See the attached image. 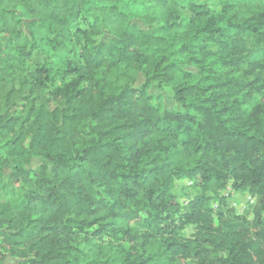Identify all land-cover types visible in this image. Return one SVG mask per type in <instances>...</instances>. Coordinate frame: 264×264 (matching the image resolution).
Masks as SVG:
<instances>
[{
    "label": "trees",
    "instance_id": "16d2710c",
    "mask_svg": "<svg viewBox=\"0 0 264 264\" xmlns=\"http://www.w3.org/2000/svg\"><path fill=\"white\" fill-rule=\"evenodd\" d=\"M0 141V264H264V0H0Z\"/></svg>",
    "mask_w": 264,
    "mask_h": 264
},
{
    "label": "rangeland",
    "instance_id": "374dc122",
    "mask_svg": "<svg viewBox=\"0 0 264 264\" xmlns=\"http://www.w3.org/2000/svg\"><path fill=\"white\" fill-rule=\"evenodd\" d=\"M248 1H257L261 2L262 0H248ZM144 79L141 74L138 75L137 81L135 83V86L138 87L143 83ZM149 93L154 95V102L156 104H161L163 108L167 109H179L180 106L176 104L174 98H173V91L170 86H157L156 84H151L148 88ZM3 142L0 141V180L1 182H5L6 178L10 172V169L5 166V164L1 161L4 159L5 153L4 149L2 147ZM42 162L41 158H34L32 160L31 167L37 168ZM193 182L190 180H179L175 182V186L173 189V194L178 197L180 202H185V200L197 192V190L193 187ZM222 195L224 196L226 202L235 208V210L239 213L246 212L251 218V211L252 206L255 203V199L250 197L247 193H239L234 191L230 185H227L222 190ZM1 197H10L12 196V193H9V191H5L1 189L0 192ZM216 206V204H214ZM192 228L189 226L186 230H184V234L191 233ZM80 244L82 242L80 241ZM4 264H18V260L13 257H8Z\"/></svg>",
    "mask_w": 264,
    "mask_h": 264
}]
</instances>
